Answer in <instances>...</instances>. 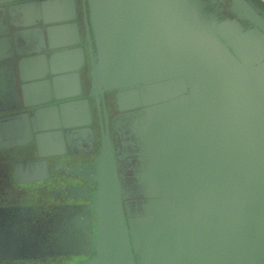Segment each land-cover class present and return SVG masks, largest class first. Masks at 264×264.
Returning <instances> with one entry per match:
<instances>
[{
    "label": "water",
    "instance_id": "1",
    "mask_svg": "<svg viewBox=\"0 0 264 264\" xmlns=\"http://www.w3.org/2000/svg\"><path fill=\"white\" fill-rule=\"evenodd\" d=\"M0 264H264V0H0Z\"/></svg>",
    "mask_w": 264,
    "mask_h": 264
},
{
    "label": "flooded vegetation",
    "instance_id": "2",
    "mask_svg": "<svg viewBox=\"0 0 264 264\" xmlns=\"http://www.w3.org/2000/svg\"><path fill=\"white\" fill-rule=\"evenodd\" d=\"M95 147H96V145L94 146V148H95ZM10 150H11V149H10ZM10 150H9V151H10ZM9 154H10V152H6V153H5V156H6V158H7V159H6L7 161H9V158H8V157H9ZM49 182H51V181H49Z\"/></svg>",
    "mask_w": 264,
    "mask_h": 264
}]
</instances>
